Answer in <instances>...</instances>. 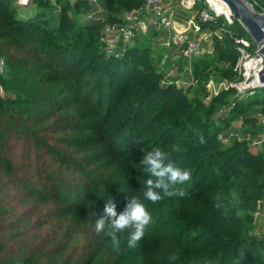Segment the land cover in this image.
I'll use <instances>...</instances> for the list:
<instances>
[{
    "label": "trees",
    "instance_id": "obj_1",
    "mask_svg": "<svg viewBox=\"0 0 264 264\" xmlns=\"http://www.w3.org/2000/svg\"><path fill=\"white\" fill-rule=\"evenodd\" d=\"M114 1L130 9L143 2L103 0L109 8ZM9 7L0 0V57L14 64L3 79L11 96L0 97V264L19 257L24 264H246L250 256L263 264L264 239L251 234V223L264 197V154L220 145L208 123L212 107L163 85L148 48L111 57L95 23L71 35L68 17L61 27L40 17L33 30L35 22L16 21ZM224 20L204 28L246 36L239 21L236 31ZM215 42L216 62L235 64L234 38ZM246 97L236 99L238 115L255 104ZM257 103L264 106V94ZM244 123L261 130L255 116ZM156 147L190 172L177 186L184 195L144 200L153 217L144 235L130 248L121 232L114 246L96 231V214L109 201L119 211L128 196L143 199L141 161Z\"/></svg>",
    "mask_w": 264,
    "mask_h": 264
},
{
    "label": "rangeland",
    "instance_id": "obj_2",
    "mask_svg": "<svg viewBox=\"0 0 264 264\" xmlns=\"http://www.w3.org/2000/svg\"><path fill=\"white\" fill-rule=\"evenodd\" d=\"M11 7L6 12H10L13 14L16 21L21 23H32L35 22L33 30L40 25L38 19L44 18L47 25L60 26L61 21L63 19L73 21L74 26L69 28V33L74 31L76 27H82L86 24L95 23L97 24L99 44L102 43V46H105L103 40L106 38L108 30L114 26H120L124 22L127 21V18L134 11L139 10L145 4V0H142V5L140 4L137 7H126L124 4H119L118 2H110L111 7L109 8L107 3L103 2V0H96L99 4V8L102 9L101 19L99 21L89 20L88 16L92 12V10L87 6H80V8L76 7L75 4L80 0H33L31 5L27 8L22 9L15 4L13 0H9ZM93 0L87 1L92 2ZM177 0L176 2H179ZM247 4L256 12L264 15V2H260L261 0H244ZM44 2V3H42ZM206 0H200L196 3V5L192 9L178 8L176 12V21L179 24H183L188 19H192L198 16L199 7H207V10L213 15L216 10L221 11V9L217 7H210L205 5ZM16 6V7H15ZM125 6V7H124ZM117 7V8H114ZM21 8V9H20ZM206 9V8H205ZM4 11V10H3ZM1 11V12H3ZM220 18H224L226 22L225 16H219ZM233 21V25H236V21L231 18ZM150 20L146 21V30L145 32H141L138 38L135 40L132 48L145 49L148 48L149 51H153L155 56V61L158 63L157 68L159 69V74L164 75V80H167L168 76H172L169 80L172 79H180L183 83H179L176 87L183 89L188 95L189 99L200 102L201 104H205L207 107H212V113L208 118V123L210 124L213 130H219L218 139L221 142L224 148H234L237 147V144H247L250 150V153L254 156H260L264 154V145L256 144L258 140L262 137L264 133V127L258 123L259 118H264V106L260 105L261 103H257L263 97V90L259 89L258 92L254 94L245 93V97L247 98L244 103L248 104L251 102H255L253 106H251L247 111H245L242 116L241 113L235 112L236 99H240L238 97V90L235 93H229V88H234L233 86L240 88L243 86L244 74L242 73V65L246 60H237L234 63H219L216 62V59L213 58L215 55V39L210 38L206 41L202 47V57L192 59V60H183L180 58L174 49L161 47L156 39H161V36L158 32L155 31L154 26L152 28V24L149 23ZM30 28L29 25H27ZM240 25H236V31L239 30ZM61 27V26H60ZM65 28V27H64ZM39 32V31H38ZM88 33V32H87ZM233 33V32H232ZM234 34V33H233ZM246 37L251 38V36L247 33ZM253 45L255 43L253 42ZM106 51V50H105ZM253 52V51H252ZM107 53V52H106ZM124 54V53H123ZM122 54V55H123ZM121 55V56H122ZM253 55V54H252ZM111 57H116L115 55H109ZM254 56V55H253ZM119 57V54H118ZM5 61V74L2 77L1 85H0V97L5 100L7 97L11 95L7 94L5 85L3 83V79L9 74L10 69L14 66L11 62L5 58L0 57V61ZM172 74V75H171ZM162 78V79H163ZM163 84V83H162ZM165 85V84H163ZM235 89V88H234ZM259 96V98H256ZM216 97H220V101L218 104H214V99ZM261 97V98H260ZM257 99V100H256ZM255 116L257 119V125L261 127V130L254 128L253 126H247L244 123V116ZM229 121V123L227 122ZM222 137V138H221ZM24 141L19 142L18 151L22 154V147H24ZM62 148V147H60ZM260 201H264V197L262 196L256 202V207L252 211V230L251 234L258 239H264V219L261 217L257 218V214L263 213V205L259 204ZM264 214V213H263ZM259 254L263 253L258 252ZM245 260V257L242 258ZM249 257H246L248 260ZM40 263H45L43 260ZM255 257L252 258L250 256V260L246 261V264H260ZM264 264V259L263 262ZM10 264H24V260L22 257L16 258Z\"/></svg>",
    "mask_w": 264,
    "mask_h": 264
},
{
    "label": "built area",
    "instance_id": "obj_3",
    "mask_svg": "<svg viewBox=\"0 0 264 264\" xmlns=\"http://www.w3.org/2000/svg\"><path fill=\"white\" fill-rule=\"evenodd\" d=\"M13 1L19 7L27 8L31 5L33 0ZM80 1L87 2L89 0ZM176 1L177 0H145L143 7L130 14L126 22L120 26L111 27L108 30L107 36L103 40L107 54L112 56L115 55L116 57H118L119 54V57H121L126 49L133 46L135 40L140 36L139 34L148 30L146 28L147 20H150L149 23L152 24V28L154 26L155 31L161 36V39L157 38L156 42H158L161 47L174 49V52H176L180 58L182 57L183 60H192L200 57L204 43L210 38L214 37L215 41H217L223 40L229 36L234 38L239 59L246 60L241 67L242 73L244 74V79L242 81L243 86L240 88L233 86L238 90V97L242 99L245 97V93H250L252 95L256 93L258 89H263L264 85L258 82V74L264 65V59L260 55L256 44L253 45V39L246 36H234L228 27L224 25L214 30L204 28L206 25L208 26L215 23L217 18L222 15L228 20L227 23L231 25L233 24L231 15L220 13L218 10L212 15L209 10H207V7L203 6L199 7L197 17L188 19L183 24H179L175 17L178 8L183 7L185 9H192L200 0ZM206 2V6L213 8L207 0ZM89 3L92 7V12L89 14L88 19L99 21L101 19L102 9L99 8V4L96 0ZM4 74L5 61L1 60L0 85ZM171 77L172 76L169 75L167 80H163L162 83L165 85L183 83L180 79L169 80ZM258 123L264 127V118H259ZM256 144L264 145V133ZM259 204H262L264 209V201H260ZM263 213L257 214V218L261 219L262 217L264 219Z\"/></svg>",
    "mask_w": 264,
    "mask_h": 264
},
{
    "label": "clouds",
    "instance_id": "obj_4",
    "mask_svg": "<svg viewBox=\"0 0 264 264\" xmlns=\"http://www.w3.org/2000/svg\"><path fill=\"white\" fill-rule=\"evenodd\" d=\"M143 171L148 178L143 181V199L128 196L122 210H117L114 201L106 203L103 214H96L95 229L104 232L114 246H119L118 234L127 232L128 247H134L144 235L145 229L153 217L144 200L153 203L165 197L183 196L184 192L177 188L190 179V172L178 166L168 151L153 148L147 152L143 160Z\"/></svg>",
    "mask_w": 264,
    "mask_h": 264
},
{
    "label": "water",
    "instance_id": "obj_5",
    "mask_svg": "<svg viewBox=\"0 0 264 264\" xmlns=\"http://www.w3.org/2000/svg\"><path fill=\"white\" fill-rule=\"evenodd\" d=\"M222 1L231 11V17L251 36L264 59V15L254 11L244 0ZM258 82L264 85V65L258 74Z\"/></svg>",
    "mask_w": 264,
    "mask_h": 264
},
{
    "label": "bare ground",
    "instance_id": "obj_6",
    "mask_svg": "<svg viewBox=\"0 0 264 264\" xmlns=\"http://www.w3.org/2000/svg\"><path fill=\"white\" fill-rule=\"evenodd\" d=\"M212 6L217 7L222 10L220 13H225L227 15H231V11L227 7V5L222 0H207Z\"/></svg>",
    "mask_w": 264,
    "mask_h": 264
}]
</instances>
